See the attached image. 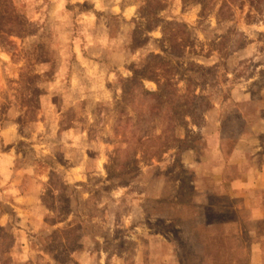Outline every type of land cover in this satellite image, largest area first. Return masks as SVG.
I'll use <instances>...</instances> for the list:
<instances>
[{"label":"rangeland","instance_id":"rangeland-1","mask_svg":"<svg viewBox=\"0 0 264 264\" xmlns=\"http://www.w3.org/2000/svg\"><path fill=\"white\" fill-rule=\"evenodd\" d=\"M243 132L264 0H0V264H118L151 234L203 258L183 240Z\"/></svg>","mask_w":264,"mask_h":264},{"label":"crops","instance_id":"crops-1","mask_svg":"<svg viewBox=\"0 0 264 264\" xmlns=\"http://www.w3.org/2000/svg\"><path fill=\"white\" fill-rule=\"evenodd\" d=\"M262 140V134L243 132L236 139L232 157L224 160L221 154L213 161L208 174L210 193L205 191L198 200L205 204L206 212L196 217L189 240H183L203 258L186 259L180 245L151 234L140 237V246L132 251L122 250L120 254L125 256L118 264H264ZM218 151L223 152L221 146L214 152L219 157ZM209 208L216 216L208 214Z\"/></svg>","mask_w":264,"mask_h":264}]
</instances>
